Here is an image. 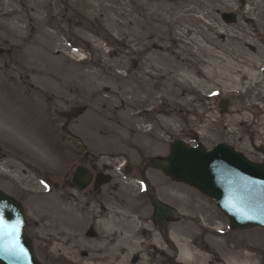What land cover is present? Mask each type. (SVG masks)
Returning <instances> with one entry per match:
<instances>
[{
    "label": "rangeland",
    "instance_id": "obj_1",
    "mask_svg": "<svg viewBox=\"0 0 264 264\" xmlns=\"http://www.w3.org/2000/svg\"><path fill=\"white\" fill-rule=\"evenodd\" d=\"M243 1L0 0V189L25 207L26 232L43 264H154L149 246L163 245L147 218L153 203L140 172L150 159L168 156L176 141L207 150L226 144L264 164V81L226 95L219 83L225 63L207 51L201 56L215 62L213 82L197 87L170 74L202 68L193 48L204 44L212 55L255 57L264 80V0ZM127 85L161 97L149 119L130 125L121 115V100L132 98L123 97ZM78 107L82 113L69 125L57 114ZM155 107L129 111L142 117ZM167 111L173 116L166 127L160 117ZM76 167L100 176L93 198L72 187ZM104 177L116 186L113 193ZM146 177L156 198L181 213L169 225L181 260L240 264L234 257L240 251L264 264L263 229L232 232L228 218L194 188L155 169ZM65 206L120 207L111 223L98 226V238L83 241L67 234ZM71 221L81 232L80 221Z\"/></svg>",
    "mask_w": 264,
    "mask_h": 264
},
{
    "label": "water",
    "instance_id": "obj_2",
    "mask_svg": "<svg viewBox=\"0 0 264 264\" xmlns=\"http://www.w3.org/2000/svg\"><path fill=\"white\" fill-rule=\"evenodd\" d=\"M220 107L221 114L227 113V103H221ZM150 166L213 199L230 219L233 230L264 228V164L251 162L224 144L207 151L202 146L189 148L177 141L166 159H152ZM92 178L89 170L79 168L73 184L82 191ZM152 198L159 216L170 213L153 195ZM0 217L4 221L0 225V264H41L25 233L27 222L21 204L2 191ZM13 231L15 234L10 235Z\"/></svg>",
    "mask_w": 264,
    "mask_h": 264
},
{
    "label": "bare ground",
    "instance_id": "obj_3",
    "mask_svg": "<svg viewBox=\"0 0 264 264\" xmlns=\"http://www.w3.org/2000/svg\"><path fill=\"white\" fill-rule=\"evenodd\" d=\"M196 47L193 48L194 54L196 56H200L199 63L203 64L202 68H197L194 64L193 65H186L182 71H176L172 74L173 78L176 79L179 83L181 81L190 82L195 84L197 87H201L204 84H209L213 82L214 72L213 71V64L211 60H206L201 54L204 51H207L209 55L215 56V58L221 60L222 63H225V67L220 69L219 74L221 76V81L219 83L222 84V88L225 90V94L228 96L235 95L237 92H242L244 90L250 91L254 86L262 84L264 81L261 78V70L263 65L258 63V60L255 57H251L247 55L245 52H241L240 54L234 55L233 53H229V51L224 52L222 55H212L211 49L204 44H195ZM196 50V51H195ZM200 53V55H198ZM244 57V58H242ZM249 57L250 59H247ZM256 59V60H255ZM242 60V61H241ZM214 61V60H213ZM197 62V64H199ZM190 66V67H189ZM198 70L200 73V80L195 79L196 77L193 75V70ZM217 73V72H215ZM164 73L162 71H158V75L162 76ZM132 96L129 101L121 100L123 104V110L121 115L124 119L130 124H136L140 121L143 122L150 118L151 114L155 109L158 108L159 100L161 97L158 94H150L148 88L144 87H137L132 88L131 86H125L123 88V97L125 96ZM188 104V103H187ZM136 105L146 106V105H154L157 106L151 110L144 111V116H138L136 114L130 113L129 109L131 107H135ZM168 112V111H167ZM165 114L166 111H160V114ZM169 113V112H168ZM173 116V113H169L166 118L160 117V122L162 126H168V120H170ZM170 116V117H169ZM245 124L249 127L253 126V122L248 118L244 117ZM262 131H264V122L261 123ZM260 140H264V134L259 137ZM250 253V251H248ZM252 252V251H251ZM236 257L239 260L240 264H261L259 260L256 259L254 255L242 254L239 252H234ZM185 256L190 255L189 252H185L183 254ZM96 264V262H94Z\"/></svg>",
    "mask_w": 264,
    "mask_h": 264
},
{
    "label": "flooded vegetation",
    "instance_id": "obj_4",
    "mask_svg": "<svg viewBox=\"0 0 264 264\" xmlns=\"http://www.w3.org/2000/svg\"><path fill=\"white\" fill-rule=\"evenodd\" d=\"M2 53L3 52H1V54ZM81 113L82 111L77 112L76 110L74 111V110H71L70 108L65 112H59L58 115L62 120H65L67 125H69L73 122V120H76V118L80 117ZM88 158L89 156L86 155L85 159H88ZM92 162L94 163V161ZM125 167H126L125 169L128 170L129 167L126 165ZM143 171H144V168L143 170H141L140 175H142ZM91 172L93 173L92 184L85 191L80 192L83 194L84 192L90 191L89 193L85 194L87 198L88 197L93 198L94 193L98 192L97 190L94 191L90 188L94 187V185L97 186L98 184H100V180H101L99 175H95L93 171ZM102 179L104 181L103 186L104 187L107 186L106 191L110 190L113 193V191L116 190V186L113 184L110 187L109 177H106V178L104 177ZM71 185H72V180H71ZM118 207L120 206H65L66 212H67V218L69 221L68 223L70 225L69 227L66 228L67 234H70L73 237H80L83 239V241L98 238L97 233H100V231H97L98 226L100 224L105 225V224L111 223L112 219L116 217L115 211L118 210ZM166 207H168L172 215L171 213L170 215H163L160 218V221H158L157 209L155 206H153L150 216L147 217L150 220V222L153 223L154 227L157 228L158 232L156 233L159 237V240L161 241L163 245L161 246L163 247L161 249H159V247L155 245L149 246V251H147L148 252L147 256L150 262H153L154 264H158V263L159 264H169V263L175 264L176 262H181L179 251L172 244H170V240L172 239L173 235H171L172 231L171 229H169L170 224L177 223L180 220L181 213L179 212V209L177 208V206H166ZM77 208H79V210ZM122 209L127 210L128 217L131 216L130 213L128 212V206H122ZM140 216H141V213H140ZM71 220H73L74 222L77 220V223L80 221V225L82 229L81 232H77L76 230L71 229V228H74V227H71L72 225L73 226L76 225ZM103 230L105 232L110 229H108V226H106V227H103ZM113 230L114 231H111L110 233L111 240H113L114 235H117V232H116L117 228H113ZM143 237L146 238L145 240L149 242L153 240L152 234L146 233L145 236L143 235ZM138 258H141V257H138Z\"/></svg>",
    "mask_w": 264,
    "mask_h": 264
},
{
    "label": "snow or ice",
    "instance_id": "obj_5",
    "mask_svg": "<svg viewBox=\"0 0 264 264\" xmlns=\"http://www.w3.org/2000/svg\"><path fill=\"white\" fill-rule=\"evenodd\" d=\"M4 224V221H3V217H0V225H3ZM14 231L12 233H10V235H14Z\"/></svg>",
    "mask_w": 264,
    "mask_h": 264
}]
</instances>
